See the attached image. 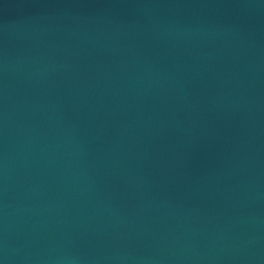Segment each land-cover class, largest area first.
<instances>
[{"label": "water", "instance_id": "95a60500", "mask_svg": "<svg viewBox=\"0 0 264 264\" xmlns=\"http://www.w3.org/2000/svg\"><path fill=\"white\" fill-rule=\"evenodd\" d=\"M0 264H264V0H0Z\"/></svg>", "mask_w": 264, "mask_h": 264}]
</instances>
